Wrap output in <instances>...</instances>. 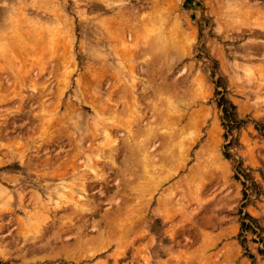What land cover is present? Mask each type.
Returning a JSON list of instances; mask_svg holds the SVG:
<instances>
[{
    "label": "rangeland",
    "instance_id": "rangeland-1",
    "mask_svg": "<svg viewBox=\"0 0 264 264\" xmlns=\"http://www.w3.org/2000/svg\"><path fill=\"white\" fill-rule=\"evenodd\" d=\"M0 264H264V0H0Z\"/></svg>",
    "mask_w": 264,
    "mask_h": 264
},
{
    "label": "bare ground",
    "instance_id": "bare-ground-1",
    "mask_svg": "<svg viewBox=\"0 0 264 264\" xmlns=\"http://www.w3.org/2000/svg\"><path fill=\"white\" fill-rule=\"evenodd\" d=\"M124 45V44H123ZM124 50V49H123ZM122 50V51H123ZM121 51V52H122ZM126 51V50H125ZM128 54V53H127ZM124 55H125V52H124ZM130 56V55H129ZM34 58V57H33ZM37 59V58H36ZM41 59V58H40ZM41 65V64H40ZM97 71V70H96ZM98 71L100 72V70L98 69ZM97 71V72H98ZM102 71H103V69H102ZM104 72V71H103ZM160 77V76H159ZM164 82H165V80H164ZM162 84V83H161ZM164 85V84H163ZM166 85V84H165ZM162 86V85H161ZM165 87H167V86H165ZM169 87V86H168ZM161 89V88H160ZM174 91V90H173ZM173 93V92H172ZM159 94V93H158ZM154 95V94H153ZM123 96V95H122ZM157 96V95H156ZM165 97H167V96H165ZM170 98V97H169ZM159 99V98H158ZM165 99V98H164ZM152 100H154V99H152ZM159 103V102H158ZM127 110H129V109H127ZM127 110H125V111H127ZM102 114V113H101ZM128 114V113H127ZM181 114H183V113H181ZM120 117V116H119ZM162 118V117H161ZM180 118V117H179ZM178 118V119H179ZM138 119V118H137ZM43 120V119H42ZM188 120V119H187ZM157 121V120H156ZM158 121H159V119H158ZM182 122V121H181ZM39 124V123H38ZM45 124V123H44ZM128 124V123H127ZM50 125V124H49ZM132 125V124H131ZM149 125V124H148ZM183 125V124H182ZM185 125H186V123H185ZM52 126V125H51ZM40 127V126H39ZM182 127H184V125L182 126ZM181 128V127H180ZM142 131V130H141ZM152 131V130H151ZM152 135H153V133H152ZM19 144H20V142L19 141H17ZM22 144H24V143H21L20 145L22 146V147H24ZM15 145H16V143H15ZM28 145V144H27ZM16 146H19V145H16ZM29 147V146H28ZM18 148V147H17ZM26 148H27V146H26ZM76 153V152H75ZM74 153V154H75ZM76 156V155H75ZM72 158H73V155H72ZM75 158V157H74ZM73 160V159H72ZM69 161V160H68ZM71 162H69V164H70ZM74 163V162H73ZM64 164H66V163H63L62 165H64ZM67 165H68V163H67ZM65 166V165H64ZM62 166H60V168H61ZM130 168V167H129ZM63 169V168H62ZM61 169H59L58 170V168H57V171H60ZM65 170V169H64ZM67 170V169H66ZM52 174H54L53 173V170H52ZM60 174V173H59ZM58 175V174H57ZM58 178V177H57Z\"/></svg>",
    "mask_w": 264,
    "mask_h": 264
}]
</instances>
